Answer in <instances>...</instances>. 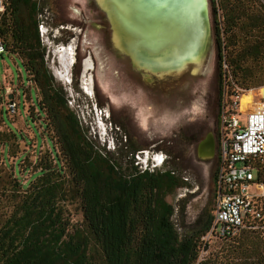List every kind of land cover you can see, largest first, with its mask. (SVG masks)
Masks as SVG:
<instances>
[{
	"label": "trees",
	"instance_id": "obj_1",
	"mask_svg": "<svg viewBox=\"0 0 264 264\" xmlns=\"http://www.w3.org/2000/svg\"><path fill=\"white\" fill-rule=\"evenodd\" d=\"M261 1L217 0L215 5L209 0L218 96L222 61L241 87L248 88L241 78L255 75L246 61L264 55ZM3 2L0 39L36 86L30 107L50 144L45 149L39 145L33 159L23 153L13 165L0 164V264H195L211 214L201 213L188 230L177 231L166 196L185 180L173 169L136 168L131 151L114 157L95 146L45 64L36 2ZM13 93L5 94L3 111L6 100L18 104ZM3 135L0 131V142L8 147ZM258 165L255 176L264 179V161ZM238 242L249 244L237 248H253V257L260 255L264 264V238L243 229Z\"/></svg>",
	"mask_w": 264,
	"mask_h": 264
},
{
	"label": "rangeland",
	"instance_id": "obj_2",
	"mask_svg": "<svg viewBox=\"0 0 264 264\" xmlns=\"http://www.w3.org/2000/svg\"><path fill=\"white\" fill-rule=\"evenodd\" d=\"M34 1L38 7L36 14L38 37L44 48L45 64L63 87L67 104L85 128L86 135L92 143L114 157L123 154L129 156L131 151L132 164L138 169H173L185 180V185L176 188L166 196V200L173 206L171 219L178 232L188 230L199 214L203 213V216L210 214L213 203L216 152L209 159H200L197 155V143L207 132L214 135L216 132L219 96L213 36L211 35L207 70L204 75L197 76L193 82L194 85L190 86L191 93L188 99L176 110L170 109L161 120L143 122L135 105L130 101L131 98L121 93L119 85L113 84L112 70L105 67V70L98 68V56L95 51L90 55L89 44L86 45L88 48L82 45L81 38L84 39L83 43L90 38L95 39L91 32L83 35L82 30L78 28L82 25L80 20L86 8L85 0ZM258 10L264 15V8ZM25 11L26 9L22 8V13ZM209 18L211 24L210 6ZM260 37L264 42V34ZM61 50L68 52L66 62L69 78L67 81L56 76L59 72L58 68L62 69L59 59ZM99 55L107 61V56H103L102 53ZM91 56L96 61L95 68H93ZM246 65L254 70L255 75L252 78L247 76L245 79L241 78L244 83L242 85L264 86V55L257 59H249ZM97 71L103 74V83L100 82ZM105 80L106 82L108 80L106 84L109 86L104 84ZM8 85L13 89L12 96L18 103L17 113L14 115H7L1 107V103L7 97L5 87ZM36 94V86L31 81L28 82L27 74L18 56L9 51L0 54V131L4 133L3 138L8 140V147L0 142L1 165L4 163L13 165L23 153L33 159L39 145L41 149H45L47 143L50 144L49 139H45L47 133L43 131L34 115L35 109L30 107L31 100H35ZM23 99L25 103L22 104ZM9 128L17 133L15 138H12ZM12 151L14 156L11 155ZM18 166L21 170V165L18 164ZM29 174V170L25 171L23 180L28 178ZM74 218H79V215L76 214ZM219 245L228 250L251 247L249 244L222 243L215 239L205 244L209 247ZM212 253L214 252L200 253L198 250L195 264H212ZM216 256L218 257L216 264L237 262L232 253L223 251Z\"/></svg>",
	"mask_w": 264,
	"mask_h": 264
},
{
	"label": "built area",
	"instance_id": "obj_3",
	"mask_svg": "<svg viewBox=\"0 0 264 264\" xmlns=\"http://www.w3.org/2000/svg\"><path fill=\"white\" fill-rule=\"evenodd\" d=\"M214 3L216 5L217 0ZM3 11L4 2L0 0V16ZM216 11L219 16V9ZM3 52L0 39V54ZM5 92H12L9 85ZM4 109L7 115H14L17 104L13 99L6 100ZM214 137L216 168L211 222L200 237L203 244L200 253L226 250L222 245L209 247L204 244L211 239L236 243L243 229L264 238V179L255 176L258 164L264 161V86L241 87L233 80L224 61L221 62Z\"/></svg>",
	"mask_w": 264,
	"mask_h": 264
},
{
	"label": "water",
	"instance_id": "obj_4",
	"mask_svg": "<svg viewBox=\"0 0 264 264\" xmlns=\"http://www.w3.org/2000/svg\"><path fill=\"white\" fill-rule=\"evenodd\" d=\"M110 24L113 47L128 56L144 82L202 76L211 48L208 0H94ZM210 132L197 155L213 156Z\"/></svg>",
	"mask_w": 264,
	"mask_h": 264
},
{
	"label": "flooded vegetation",
	"instance_id": "obj_5",
	"mask_svg": "<svg viewBox=\"0 0 264 264\" xmlns=\"http://www.w3.org/2000/svg\"><path fill=\"white\" fill-rule=\"evenodd\" d=\"M84 6L86 8L82 14L79 13L82 16L80 22L83 26L80 25L82 28L80 26L78 28L82 30L83 35L87 32H91V34H94L95 39L90 38L83 43L84 39L81 38L82 45L86 46L89 44L90 48L86 47L89 49L90 55L91 52L95 51L98 56V68L104 69L105 67V69L108 68L112 70L113 84L119 85V88L122 90L121 93L127 94L131 98L130 101L138 110L140 120L143 122H155L157 119L161 120L164 115L168 114L170 109L176 110L177 107H180L181 104L188 99L191 93L190 86L194 85L193 82L196 80L197 76L186 74L180 78L169 81L144 82L139 73L131 68L130 58L113 47V41L111 39L112 31L104 12L96 8L94 0H85ZM100 53H102L103 56H107V61L102 59V56L99 55ZM91 57L93 60V68H95L96 61L93 56ZM97 73L100 82L103 83V74L101 71H97ZM107 82L105 80L104 84L109 86V84H106ZM211 135L215 152V137L214 134L211 133ZM223 251L234 255V259L237 261L234 264H247L245 261L246 259L251 260L248 264H254L252 261L253 259L257 260V264H261L262 257L260 255L253 257V248L224 249L220 252ZM220 252L212 253V264H216L218 260L216 255Z\"/></svg>",
	"mask_w": 264,
	"mask_h": 264
},
{
	"label": "bare ground",
	"instance_id": "obj_6",
	"mask_svg": "<svg viewBox=\"0 0 264 264\" xmlns=\"http://www.w3.org/2000/svg\"><path fill=\"white\" fill-rule=\"evenodd\" d=\"M71 48V47H70ZM69 51V50H68ZM68 53V52H67ZM67 53H65L63 50L59 51V59L62 64V69L58 68L59 72L56 73V76L59 77L61 80L67 81L68 77V66H67ZM70 54V53H69ZM68 54V55H69ZM87 84V83H86ZM88 92H90L87 88H85ZM88 94V93H87ZM247 99V98H246ZM244 102V99L242 100ZM161 157V156H159ZM158 160V159H157ZM160 162V161H159Z\"/></svg>",
	"mask_w": 264,
	"mask_h": 264
}]
</instances>
